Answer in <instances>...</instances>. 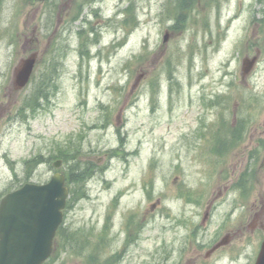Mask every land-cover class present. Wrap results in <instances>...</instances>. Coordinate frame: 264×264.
I'll list each match as a JSON object with an SVG mask.
<instances>
[{"label": "rangeland", "instance_id": "obj_1", "mask_svg": "<svg viewBox=\"0 0 264 264\" xmlns=\"http://www.w3.org/2000/svg\"><path fill=\"white\" fill-rule=\"evenodd\" d=\"M133 1L138 21L129 31L128 0H97L85 7L91 22L75 20L67 30L64 0L51 30V13L35 18L43 3L20 10L23 0H6L0 8V199L28 179L27 160L43 157L30 179L45 182L62 156L63 170L69 165L87 179L83 188L72 182L63 226L69 241L61 248L58 236L51 264H95L104 229L118 237L108 250L122 246L123 264H255L264 236L257 208L264 199V0L203 1L181 28L170 19L179 2ZM58 17L64 26L54 37ZM91 26L97 32L84 39ZM35 52L34 78L19 89L15 69ZM253 56L257 63L244 74L243 59ZM232 138L227 170L212 178L211 153L217 157ZM222 190L211 221L207 208ZM236 205L241 210L230 214Z\"/></svg>", "mask_w": 264, "mask_h": 264}, {"label": "water", "instance_id": "obj_2", "mask_svg": "<svg viewBox=\"0 0 264 264\" xmlns=\"http://www.w3.org/2000/svg\"><path fill=\"white\" fill-rule=\"evenodd\" d=\"M33 64V58L27 59L18 68L20 87L28 82ZM68 191L65 176L57 173L48 183H26L3 197L0 264H42L49 257L63 220ZM258 264H264V249Z\"/></svg>", "mask_w": 264, "mask_h": 264}, {"label": "flooded vegetation", "instance_id": "obj_3", "mask_svg": "<svg viewBox=\"0 0 264 264\" xmlns=\"http://www.w3.org/2000/svg\"><path fill=\"white\" fill-rule=\"evenodd\" d=\"M64 1H66L67 2V7H66V9H65V11H64V16L63 17H65V19H64V21L66 22V23H68V26L65 28V30H67V29H69V20H71V16L73 17V18H76L78 15L76 14V13H78L79 12V8L78 7H76V6H79V4H76V5H72L71 6V2H75V0H64ZM76 1H78V0H76ZM61 2H63V1H61ZM42 3V2H41ZM78 3V2H77ZM22 7H24V2L22 3V5H21V10H22ZM59 15L61 14V11L58 13ZM49 16V12H47V15H46V17H48ZM36 18V17H35ZM35 18H33V19H35ZM60 18L61 17H58V21H57V23H56V26L54 27V30L51 32V33H53V36L55 37V35H56V31H57V29L59 28V26L61 25L62 27L61 28H63V26H64V24L62 25V22L60 21ZM49 22H50V24H49V28H50V30L51 29H53V25L55 24V22H56V18H54V19H49ZM35 27H37V26H35ZM62 32H64V30H62ZM53 37V38H54ZM52 38V39H53ZM218 169H219V171H218ZM223 169V171L225 170H227V166H225V165H221L220 167H218L217 169H216V173H217V176H218V174H219V172H221V170ZM222 202V201H221ZM221 202H219V203H217L216 205H215V207H214V209L216 210L217 209V207H218V205L221 203ZM259 210H258V217L259 218H261L262 216L261 215H263L264 214V201L263 200H261V205L260 206H258L257 207ZM246 225L247 226H250V221H248V219H247V222H246ZM264 225V223L262 224V226Z\"/></svg>", "mask_w": 264, "mask_h": 264}, {"label": "trees", "instance_id": "obj_4", "mask_svg": "<svg viewBox=\"0 0 264 264\" xmlns=\"http://www.w3.org/2000/svg\"><path fill=\"white\" fill-rule=\"evenodd\" d=\"M38 96H39V94L38 95H36L34 98H32V102H31V111H32V113H33V116H34V114H36V112H37V110H38V108L39 107H41V104L39 103V101H38ZM26 105H27V102L25 103V106H24V108H26ZM24 118H26L27 117V114L26 113H24V116H23ZM69 155L67 154V156L66 157H68ZM62 157V156H61ZM41 158V157H40ZM70 158V157H69ZM42 159H33V160H30V161H28L27 162V166H28V168L29 169H32L33 168V166L36 164V163H38V162H40ZM68 159L66 158L65 159V161H67ZM90 169V168H89ZM88 169V170H89ZM87 173V175L89 176L90 175V170L88 171V172H86ZM77 177L75 178V179H78V180H75L74 182H75V184H77L78 185V187L80 188H83V184L85 183V181H86V179L87 178H84V174H83V176L82 175H76ZM84 178V179H83ZM68 179V184H69V178H67ZM59 237H61L62 239H63V241L61 242V245H60V247L61 248H66V243L68 242V240H69V236H66L65 235V230H64V227L62 226L61 228H60V230H59Z\"/></svg>", "mask_w": 264, "mask_h": 264}]
</instances>
